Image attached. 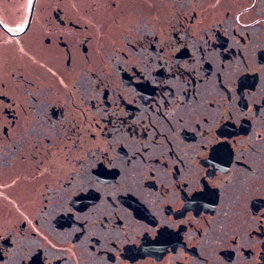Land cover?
<instances>
[{
  "label": "flooded vegetation",
  "instance_id": "af4514ba",
  "mask_svg": "<svg viewBox=\"0 0 264 264\" xmlns=\"http://www.w3.org/2000/svg\"><path fill=\"white\" fill-rule=\"evenodd\" d=\"M0 264H264V0H0Z\"/></svg>",
  "mask_w": 264,
  "mask_h": 264
}]
</instances>
